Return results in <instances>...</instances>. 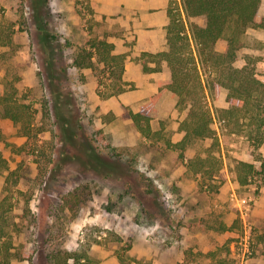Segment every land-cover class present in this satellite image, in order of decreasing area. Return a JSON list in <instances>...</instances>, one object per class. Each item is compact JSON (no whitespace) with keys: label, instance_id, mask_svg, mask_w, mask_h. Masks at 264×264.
Returning <instances> with one entry per match:
<instances>
[{"label":"rangeland","instance_id":"rangeland-1","mask_svg":"<svg viewBox=\"0 0 264 264\" xmlns=\"http://www.w3.org/2000/svg\"><path fill=\"white\" fill-rule=\"evenodd\" d=\"M110 1L0 0V93L30 101L35 126L30 136L0 112V149L19 173L12 185L13 213L22 227L15 242L32 254L12 264H55L58 251L88 255L97 264H213L223 256L236 264H264V172L242 183L236 170L245 160L263 171L264 143L254 145L246 130L219 114L217 108L229 106L226 89L208 97L212 136L179 144L188 111L172 91L156 105L152 136L143 135L131 111L157 93L167 68L153 77L144 71L124 10L117 4L112 13L104 11ZM173 5L188 23L182 0ZM190 20L204 24L206 18ZM92 37H106L117 52L131 54L127 91L104 96L91 67L72 65L77 48ZM244 39L236 64L254 55L264 79V29L250 27ZM226 44L222 39L217 48ZM52 45L63 49L65 91L75 99L68 128L45 103L50 91L41 62ZM92 152L118 162L119 171L107 176L95 169ZM7 174H0V192Z\"/></svg>","mask_w":264,"mask_h":264},{"label":"trees","instance_id":"trees-1","mask_svg":"<svg viewBox=\"0 0 264 264\" xmlns=\"http://www.w3.org/2000/svg\"><path fill=\"white\" fill-rule=\"evenodd\" d=\"M173 2L170 0L168 10L167 49L143 51L141 55L145 71L162 70L161 63L165 60L171 74L168 79L160 82L159 91L149 101L138 111H131L137 129L147 137L152 136L156 105L166 91H172L178 96V106L188 111L181 122L185 135L179 144L184 145L194 137L212 136L215 132L212 126L214 111L208 97L216 98L226 89L229 106L217 108L219 114L227 117L235 129L246 130L254 145L263 144L264 79L256 71L257 58L247 54L244 64H236L239 50L245 46L247 30L250 27L264 29V16L259 17L263 0H182L188 23L180 16ZM198 16L206 18L204 24L190 20ZM222 39L227 41L224 50L217 48ZM11 41L10 37L8 42ZM56 47L52 45L47 50L49 55L43 57L41 62L45 68L44 84L47 91H50V100L45 103L57 122H63L68 128L73 124L70 112L75 109V99L72 90L65 91V86L69 87V69L62 65L61 57L64 54L60 50L63 49L55 51ZM128 56L129 52H117L115 42L108 38L92 37L87 45L77 48L72 65L77 68L91 67L97 75L100 93L112 96L127 91L129 85H133L125 78ZM150 61L156 64L151 65ZM204 73L207 74L206 78ZM31 105L30 101H22L14 93H0L2 115L21 123L30 136L35 127ZM42 130L40 128L39 131ZM74 135L81 144H85L79 134ZM92 162L95 169L107 176H113L119 171L116 168L118 162L107 160L95 152H92ZM236 166L242 183L264 172V163L263 171L254 162L245 160L239 161ZM5 171H8L6 184L4 191L0 192V264H12L16 258L30 259L32 254L26 247L21 250L15 242V234L22 227L13 213L16 196L12 185L18 182L19 173L17 169H10L9 160L0 149V174ZM52 260L55 264H97L90 256L72 251L55 252ZM213 264H236V260L223 256Z\"/></svg>","mask_w":264,"mask_h":264},{"label":"crops","instance_id":"crops-1","mask_svg":"<svg viewBox=\"0 0 264 264\" xmlns=\"http://www.w3.org/2000/svg\"><path fill=\"white\" fill-rule=\"evenodd\" d=\"M117 4H118V9L124 10L125 13L124 15L126 16V21H127L126 23L128 25L129 32L132 33L134 39L138 40V44L140 45L139 47L140 50L138 54L140 55L139 58L142 61V67L144 69V63L141 58L143 51L157 52V51L165 50V49H160V46L163 45L164 43L165 44L167 43V24L170 19L168 12L170 0H111L109 5H107L104 10L106 11L105 13H112ZM159 41L162 42L161 45L159 44ZM128 57L131 58L130 53ZM129 63L130 60L126 62V71H125L126 79L129 69L128 65H130ZM150 64L155 65L156 62L150 61ZM161 65H162V70L164 69V67L165 69L167 68L166 76L164 77L163 80L168 79L171 73L167 61L165 60L162 61ZM146 72H153L150 75V77H153V75H158L157 74L158 71H146ZM144 76L145 75L140 74L137 78L143 79ZM158 84L160 85V83ZM158 91H159V87L157 88V92ZM151 96L145 102L149 101Z\"/></svg>","mask_w":264,"mask_h":264}]
</instances>
